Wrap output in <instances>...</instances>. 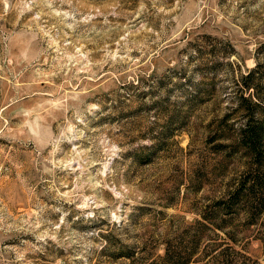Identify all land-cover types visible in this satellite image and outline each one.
Returning a JSON list of instances; mask_svg holds the SVG:
<instances>
[{"label":"rangeland","instance_id":"rangeland-1","mask_svg":"<svg viewBox=\"0 0 264 264\" xmlns=\"http://www.w3.org/2000/svg\"><path fill=\"white\" fill-rule=\"evenodd\" d=\"M246 121L264 0H0V264H264Z\"/></svg>","mask_w":264,"mask_h":264},{"label":"trees","instance_id":"trees-1","mask_svg":"<svg viewBox=\"0 0 264 264\" xmlns=\"http://www.w3.org/2000/svg\"><path fill=\"white\" fill-rule=\"evenodd\" d=\"M248 99H244L243 101H247ZM258 127H253L250 123V121L244 122L242 124V129L240 131V138L243 141L245 148L248 150L249 156L254 160L257 161V166H255V169H251L247 171V179L242 181L241 187L235 189V190H229L226 194V200L227 201H235V199H239V197L244 195V186L245 183H249L250 188L255 186V179L256 175L260 170L262 169L261 165L259 166V155H264V123L258 124ZM253 165V164H252ZM255 165V164H254ZM245 181V182H244ZM244 182V183H243ZM183 253V252H182ZM178 254H181V252H178ZM180 257V256H179ZM190 261V255L187 254V256L184 258V261L182 264H189Z\"/></svg>","mask_w":264,"mask_h":264}]
</instances>
